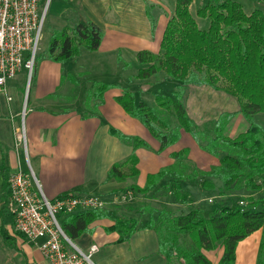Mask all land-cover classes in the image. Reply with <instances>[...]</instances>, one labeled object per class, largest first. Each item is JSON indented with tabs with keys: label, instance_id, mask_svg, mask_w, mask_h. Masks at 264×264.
<instances>
[{
	"label": "crops",
	"instance_id": "0c3cea01",
	"mask_svg": "<svg viewBox=\"0 0 264 264\" xmlns=\"http://www.w3.org/2000/svg\"><path fill=\"white\" fill-rule=\"evenodd\" d=\"M235 1L244 7L242 0ZM259 1L262 4L261 10L264 11V0ZM154 2L158 3V1ZM56 3L57 14L63 17L61 27L56 31L74 28L79 23L92 24L101 30L102 40L96 51L80 49L76 58L66 62L51 61L48 55L41 60L35 73L33 93L24 108V119H21L23 72L6 82L5 92L0 91V264H14L18 257L20 264L22 262L47 264L38 248L40 242L31 244L17 238L13 230L14 217L9 212H5L4 217L5 213L1 212L6 206L5 196L10 194L9 188L5 189V185L8 184V178L13 173L18 171L27 173L30 168L42 194L48 200L72 193L97 195L106 202H112L131 185L143 188L147 177L161 170H168L170 173L171 171L180 173L195 168L209 171L203 169L205 166L200 162L195 163V159L206 160L204 157L210 154L203 151L190 134L183 130L179 131L180 137L177 143L181 142L183 137H187L190 149L188 148V156L178 161L171 157L172 153L180 151L176 148L177 143L159 152V142L150 135L140 121L129 116L115 101V98L121 95L123 90H129L132 84L143 87L151 83L152 78L145 80L135 78L140 69L149 66L139 65L136 54L140 51H148L152 54L159 52L169 13L160 14L164 22H160L158 26V24L153 25L148 17L147 0H56ZM110 63L118 65L114 71V73L120 72L118 75L112 74V68L107 66ZM124 66L130 67L133 73L123 74ZM95 82L110 86L101 99L89 97V87ZM174 85L175 83L165 81L139 96L134 94L135 103H140L143 95H149L151 90L166 86H169L170 90H175ZM192 88L190 85L186 91L184 90L183 103L185 106L198 107L201 103L197 98L208 91L204 86H194L196 90ZM208 93L211 97L216 95ZM88 97L91 100L86 104L85 98ZM153 104L151 108L155 107V102ZM231 113L235 115L226 127L234 118L241 116L237 111ZM241 119L245 121L242 116ZM21 121L26 138L25 150L17 146L15 136ZM246 124H242V130L244 128L246 130L248 127ZM111 129L122 134L123 139L114 135ZM133 139L142 140L147 146L133 150ZM133 153L138 159L136 166L139 171L138 176L125 181L107 179L109 169L115 164L126 161ZM212 157L211 161L214 167H217L218 159ZM182 172L180 174L183 175ZM196 179L185 178L184 175L181 178L180 186L184 201L177 199L167 189L170 178L165 177L148 196L127 197V202L124 203L125 209L117 208L116 215L120 219L136 217L135 219L142 220L147 214L149 219L156 220L161 211L182 215L191 209L200 208L199 202L195 201L196 197L207 189L201 187L200 189ZM216 182L221 184L217 180ZM212 183L214 189L210 191L220 192L221 186H217L214 181ZM207 202L213 204L208 199ZM141 203H145L146 207L149 206L151 214L140 210ZM11 210L13 212V207ZM114 223L109 219L94 221L88 227V232L75 241V245L81 251L88 253L91 247L95 246L96 250L91 253L92 264H165L159 255L158 237L154 230H137L128 241L117 243L118 233L109 231ZM145 223L140 221L139 225ZM2 230L8 235V240L3 238ZM254 234L258 235L260 232L252 235ZM260 237L261 234L258 240ZM240 243L236 249L235 264L237 260L241 262L240 264H255L257 252L255 253L253 247L245 248V255L242 256L241 253L239 260ZM216 250H219L220 259L223 249L218 247ZM208 253L210 252H205L207 257Z\"/></svg>",
	"mask_w": 264,
	"mask_h": 264
},
{
	"label": "trees",
	"instance_id": "16d2710c",
	"mask_svg": "<svg viewBox=\"0 0 264 264\" xmlns=\"http://www.w3.org/2000/svg\"><path fill=\"white\" fill-rule=\"evenodd\" d=\"M192 2L174 0V9L163 31L157 54L148 51L136 54L139 65L149 66L140 69L135 78L145 80L163 72L178 82L174 93L169 96L155 94L154 108L143 102L135 103L133 92L127 89L115 101L159 142V152L178 142L180 130L190 134L203 151L218 159V166L207 174L221 183L223 194L243 191L260 193L262 197L246 196L229 206L215 208L208 217L200 208L182 215L161 211L156 220L151 218L140 226L138 219L118 218L117 208H105L62 217L60 226L74 244L88 232L94 221L101 219L115 222L109 231L118 233L117 243L128 241L137 230H154L158 237L159 255L165 264H212L205 252L218 247H222L223 252L217 264H235L237 245L260 231L255 264H264V128L253 121L257 114L264 113V11L254 9L247 14L235 0L208 1L195 13L196 17L209 22L206 29H201L190 12ZM101 40V30L92 24L79 23L74 28H63L52 34L48 57L54 62H66L76 58L80 49L96 51ZM190 85L208 86L234 97L239 105L237 113L248 123L246 130L233 139L225 137L223 131L235 115L228 113L215 123L214 138L205 140L200 136L182 101L184 90ZM94 86L97 88L93 95L95 99H101L110 88L98 82ZM157 109L173 116L177 126L170 127L157 115ZM111 132L123 139L119 132L112 129ZM132 146L136 150L147 144L133 139ZM188 154L189 149L184 148L172 153L171 157L180 161ZM137 164L138 159L133 153L126 161L113 165L107 179L125 181L135 178L139 174ZM165 177L170 178L167 189L184 201L180 186L183 175L172 174L168 170L149 175L143 188L131 185L121 195L131 192L134 196L146 197ZM200 187L214 189L208 180H204ZM6 188L9 184L5 185ZM5 197L6 206L1 212H9L14 217L11 196L8 193ZM146 211L151 214L150 208ZM1 234L5 240L9 239L4 230ZM186 238L189 243L185 242Z\"/></svg>",
	"mask_w": 264,
	"mask_h": 264
},
{
	"label": "built area",
	"instance_id": "2783aa9c",
	"mask_svg": "<svg viewBox=\"0 0 264 264\" xmlns=\"http://www.w3.org/2000/svg\"><path fill=\"white\" fill-rule=\"evenodd\" d=\"M40 0H0V91L6 82L20 73L30 76L38 50L46 8L40 11ZM10 100V98H9ZM26 95L23 98L21 119L25 116ZM17 146L25 150L24 125L15 131ZM29 172L18 171L8 178L13 202V230L17 238L27 243H39V251L47 264H92L96 250L92 246L84 254L63 232L62 217L83 211L101 210L106 201L97 195L63 194L48 200L38 182ZM127 192L122 200L131 198ZM211 202V201H210ZM240 205H243L241 202Z\"/></svg>",
	"mask_w": 264,
	"mask_h": 264
},
{
	"label": "rangeland",
	"instance_id": "374dc122",
	"mask_svg": "<svg viewBox=\"0 0 264 264\" xmlns=\"http://www.w3.org/2000/svg\"><path fill=\"white\" fill-rule=\"evenodd\" d=\"M154 1H158L154 2ZM208 1H223V0H193L191 6H190V12L192 14V16L195 18L197 24L199 25V27L201 29H206L208 27V20H203L200 19L198 17H196L195 13L197 11L198 8L203 7ZM243 1V5H244V12L245 13H250V11H252L251 9H259L261 10L262 4L259 0H248V1ZM147 14L148 17L150 19V21L153 23V25H157L159 26L160 22L163 23L164 21L162 20L161 15H168L171 16L173 9H174V0H147ZM39 7H40V11H43V9L46 8V13H45V19L43 22V26H42V32H41V37H40V41H39V45H38V50L36 52V55L34 57L33 60V67H32V71L30 76L26 75V73H22L23 78H24V84H23V92H21V98L23 101V98L26 95V99L28 100L29 96L32 95L33 93V89H34V84L36 81V70L37 67L39 66L38 64L41 62V60L46 57L48 55V47H49V41L50 38L53 34V31H56L57 29H60V24L63 21V17L62 15H58L57 14V10L56 8L58 7V4L56 3V0H40L39 2ZM58 15V17H57ZM169 16L167 17L166 20H168ZM156 23V24H155ZM107 66H109L110 68H112V74L114 73L115 69L118 68V65H116V63H110L107 64ZM118 71V70H117ZM123 74H132V70L130 69V67H123ZM120 72H116L113 75H118ZM151 83H147L146 85H144L143 87H137L136 85L132 84L131 86H129V90L133 92V94H135V96H139L141 94H143V92L145 91H149L151 87H156V85H159L161 83H164L165 81L167 82H171V83H175L174 88L175 90L177 89L178 86V82L171 79L169 76L165 75L163 72H159L153 76H151ZM193 90L194 86H192ZM89 97L91 96L93 99H95L93 97L95 91L97 90V88L94 86V84H92L89 87ZM188 88V87H186ZM204 88L207 89L208 92L211 93H215L216 95L214 97H211L210 94L207 92L205 94H203L200 98H197L198 100H200V103L198 107L196 106H192V105H187L185 106V108L187 109V114L188 116L191 118V120L194 123V128L196 129V131L200 132V136L204 137L205 140L208 139H212L215 137V133L213 131L214 129V125L215 123L220 119L221 116L231 113L233 111H239V105L237 100L234 97H231L227 94H225L222 91H216L208 86H204ZM191 89V90H192ZM128 90V89H127ZM174 89L170 90L169 86H166L165 88H158L155 90H151L148 94L143 95L141 102H143L144 104H146L148 107H153L154 106V98L153 95L154 93L156 94H165L167 96L172 95L175 91ZM187 89H185L186 91ZM184 91V92H185ZM191 94V93H189ZM184 95V94H183ZM226 96V97H225ZM85 98V103L87 104L91 99L90 98ZM211 97V98H210ZM183 101V98H182ZM202 101V102H201ZM27 102V101H26ZM199 103V101H198ZM238 114V113H237ZM157 115L167 121L170 124V127H176L177 126V122L175 120V118L169 114H167L165 111L162 110H158L157 109ZM241 115V114H239ZM242 116V115H241ZM241 116L240 117H236L234 118L226 127L225 129V133H223V135L225 137H228L230 139H233L235 137H237V135H239L242 131L245 130V128L242 130V124H246V122L243 120L241 121ZM25 117V116H24ZM243 117V116H242ZM244 119V118H243ZM254 123L262 126L264 128V113H260L257 114L254 117ZM248 126V124H246ZM206 144V141L203 143ZM190 143L188 142L187 137H183L181 142L177 143L176 148L178 149H184V148H189L190 149ZM211 157L210 155L206 154V156L204 157L206 160H198L195 159V163L200 162L201 165H204L205 167L203 169H208L209 173L212 172V170L216 167H214V164L211 161ZM220 157H222V154L220 155ZM214 158V157H212ZM215 159V158H214ZM29 169V168H28ZM171 171V170H170ZM182 171H180L181 173ZM172 174H176V172L174 173L173 171H171ZM183 175L185 176V178H197L196 179V184L198 185V187L200 188V184L202 181L204 180H211L212 182L214 181L217 186H221V184H218L216 182L217 179H213L212 177H208L207 171H202L199 169H193V170H184ZM210 175V174H209ZM218 181V180H217ZM136 183V182H134ZM168 186V185H167ZM201 189V188H200ZM218 193H216L215 191H207L204 190V193H199V195L196 197V202H199V207L201 210L204 211V216L208 217L210 213H212V211L215 208L218 207H222V206H229L232 203L244 199L246 196L252 195L254 196L256 199L257 198H261L262 195L260 193H245L243 191L241 192H234V193H227V194H223L221 192V188H219ZM123 196L120 194L118 198H115L114 201H108L106 202L107 207L106 208H120V209H125L124 203L127 202L126 199H124V202L122 200ZM210 202V200L212 201L213 204H209L207 202ZM171 200H173V198L171 197ZM114 203V204H112ZM111 204V205H110ZM120 204V205H119ZM141 206L139 207L141 211H146L147 208H149V206H144L145 203H141ZM117 211V210H116ZM118 212V211H117ZM177 213H180L178 211H176ZM172 215H174V213H172ZM148 216V217H147ZM144 217V218H143ZM142 217V220L138 219L139 222L140 221H145L147 222L149 220V215L145 214V216ZM136 218V217H135ZM122 219H127V217H123ZM260 232V231H258ZM261 234V233H260ZM260 234H254L250 237H248L247 239L243 240L240 245H239V260L241 258V253L242 256L245 255L244 249L247 247H253V250H255V253L258 251L257 247H258V242H259V236ZM186 243H189L188 238H186ZM84 254H88L87 251H84ZM219 250H214V252H210L208 253V258L209 260L212 262V264H217L218 260H219ZM257 256V254H256ZM90 261L93 262V258H90ZM241 262L237 260L236 264H240ZM6 264V263H4ZM14 264H20V258L18 257V259L15 261ZM23 264V262H22ZM252 264V263H251Z\"/></svg>",
	"mask_w": 264,
	"mask_h": 264
}]
</instances>
